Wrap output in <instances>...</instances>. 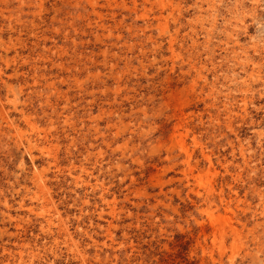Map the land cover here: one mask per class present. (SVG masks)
Returning a JSON list of instances; mask_svg holds the SVG:
<instances>
[{"label":"rangeland","instance_id":"rangeland-1","mask_svg":"<svg viewBox=\"0 0 264 264\" xmlns=\"http://www.w3.org/2000/svg\"><path fill=\"white\" fill-rule=\"evenodd\" d=\"M0 264H264V0H0Z\"/></svg>","mask_w":264,"mask_h":264},{"label":"bare ground","instance_id":"bare-ground-1","mask_svg":"<svg viewBox=\"0 0 264 264\" xmlns=\"http://www.w3.org/2000/svg\"><path fill=\"white\" fill-rule=\"evenodd\" d=\"M214 219H215V218H214ZM217 219H218V218H217ZM214 221H216V223H217L218 220L215 219ZM218 222H219V221H218ZM230 228H231V227H230ZM232 230H233V229H232ZM223 233H224V232H223ZM233 233L235 234L236 232L233 231Z\"/></svg>","mask_w":264,"mask_h":264}]
</instances>
